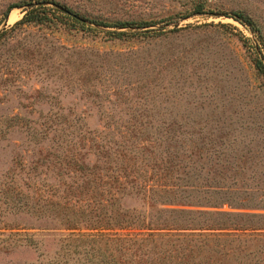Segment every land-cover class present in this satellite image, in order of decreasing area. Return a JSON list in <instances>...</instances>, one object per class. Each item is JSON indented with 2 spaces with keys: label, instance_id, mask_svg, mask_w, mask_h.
Masks as SVG:
<instances>
[{
  "label": "rangeland",
  "instance_id": "rangeland-1",
  "mask_svg": "<svg viewBox=\"0 0 264 264\" xmlns=\"http://www.w3.org/2000/svg\"><path fill=\"white\" fill-rule=\"evenodd\" d=\"M38 2L44 20L14 26ZM263 55L264 0H0V264H78L91 244L72 242L73 253L62 239L144 232L83 218L69 228L64 214L29 207L104 197V183L114 184L107 169L132 166L152 138L149 122L222 165L214 181L237 182L264 205ZM146 169L137 180H156L158 169Z\"/></svg>",
  "mask_w": 264,
  "mask_h": 264
},
{
  "label": "trees",
  "instance_id": "trees-1",
  "mask_svg": "<svg viewBox=\"0 0 264 264\" xmlns=\"http://www.w3.org/2000/svg\"><path fill=\"white\" fill-rule=\"evenodd\" d=\"M37 6L27 7L14 26L43 21L45 15L37 11L44 7ZM67 10L70 13L57 11L77 24H83L84 17ZM194 10L202 12L201 8ZM233 17L255 35L257 29L249 17L242 14ZM117 25L124 28L132 24ZM114 34L124 35L125 32ZM258 45L255 48L260 53L262 49ZM262 60H258V66L264 71V55ZM164 124L148 123L152 130L148 131L146 127V133L150 132L152 138L148 139L150 143L138 149L139 156L130 158L132 166L107 169L113 173L108 178L114 184L104 183L107 187L103 190L104 197L89 195L81 204L43 199L32 204L30 211L40 215L47 212L49 215L64 214L69 228L83 218L94 222L97 229L118 226L144 230L125 236L94 234L86 238L76 235L62 239L66 243L62 249L72 248L73 253L78 252L76 248L80 245L75 243L72 247V242L91 244L83 246L86 262L78 264H264V225L255 223L264 219V214L247 211L261 209L263 203L247 198L248 193L254 191L237 182L214 181L212 173L217 170L220 173V168L224 167L205 164V156L200 150H183V139L167 135ZM174 125L169 124V127ZM191 144L194 148L200 143ZM148 167L158 169L150 174L156 180L138 181L139 176L135 173L146 176ZM73 168L74 174L85 172L84 167ZM162 177L165 181H158L163 180ZM241 193L247 194H243L242 199L234 198ZM132 196L136 201L139 198L141 205L130 206L127 200ZM225 205L229 209H224ZM97 243L101 244L95 247ZM53 263L60 264L61 261ZM62 264H68V261L63 260Z\"/></svg>",
  "mask_w": 264,
  "mask_h": 264
},
{
  "label": "water",
  "instance_id": "water-1",
  "mask_svg": "<svg viewBox=\"0 0 264 264\" xmlns=\"http://www.w3.org/2000/svg\"><path fill=\"white\" fill-rule=\"evenodd\" d=\"M44 2H38V3H32L28 6H32V5H39V4H43ZM56 8H58L59 10L65 12V13H70L65 7L61 6V5H58V4H55L54 5Z\"/></svg>",
  "mask_w": 264,
  "mask_h": 264
}]
</instances>
